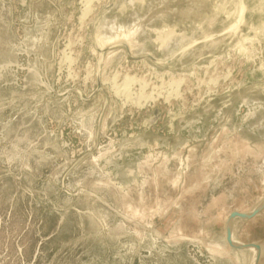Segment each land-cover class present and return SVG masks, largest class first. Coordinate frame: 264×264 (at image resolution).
I'll list each match as a JSON object with an SVG mask.
<instances>
[{"label":"rangeland","instance_id":"374dc122","mask_svg":"<svg viewBox=\"0 0 264 264\" xmlns=\"http://www.w3.org/2000/svg\"><path fill=\"white\" fill-rule=\"evenodd\" d=\"M243 2L82 22V0H0V264L251 263L225 240L264 199V0ZM124 76L156 101L123 107ZM232 229L264 264V207Z\"/></svg>","mask_w":264,"mask_h":264},{"label":"bare ground","instance_id":"6f19581e","mask_svg":"<svg viewBox=\"0 0 264 264\" xmlns=\"http://www.w3.org/2000/svg\"><path fill=\"white\" fill-rule=\"evenodd\" d=\"M94 1L95 0H82V6H81V14H80V20H82V22L85 20V19H87V17L90 15V13H91V11H92V4L94 3ZM97 2V1H96ZM131 33V32H130ZM127 34H129V33H127ZM129 35H131V34H129ZM128 35V36H129ZM127 36V35H126ZM132 36V35H131ZM130 36V37H131ZM68 55V54H67ZM65 61H71V59H70V57L69 56H65ZM66 63V62H65ZM117 75V74H116ZM126 75V74H125ZM226 76V75H225ZM125 77V76H124ZM227 77H229V76H227ZM226 77V78H227ZM85 78H87V77H85ZM163 78V77H162ZM161 78V79H162ZM210 78H212V77H210ZM225 78V79H226ZM224 79V80H225ZM124 81L121 83L120 82V84L118 83L117 84V80H116V78H112L111 79V88H112V90H113V92L116 94V95H118V96H121L122 97V99L124 100L123 101V103H122V106L124 107L125 106V104L127 103V102H130L131 103V106L132 105H134V106H141L142 104V102H145V101H153V100H155L154 99V97L153 96H151L150 94L149 95H144V96H138V97H136V98H133L132 99V97L130 96V94H129V91H128V88H129V86L135 81V79L133 78V76L132 77H125L124 79H123ZM158 80V79H157ZM164 80V79H163ZM182 80H183V78H181V79H176V80H173V78H172V81L170 82V83H168L169 84V88H173L172 89V91H166V96L164 97V98H167V97H169V96H171V95H176L178 92H176V90H177V88L180 86V84L182 83ZM210 80V79H209ZM208 80V81H209ZM156 81V80H155ZM162 81V80H161ZM168 81V80H167ZM185 81V80H184ZM203 81V80H202ZM163 82H165V81H163ZM159 83V82H158ZM157 84V83H156ZM208 84V83H207ZM160 85V84H159ZM165 85V84H164ZM212 85V84H211ZM166 86V85H165ZM133 87V86H132ZM156 87V86H155ZM154 87V88H155ZM160 87V86H159ZM168 87V86H167ZM161 88V87H160ZM164 91V90H163ZM162 91V92H163ZM160 92V91H159ZM132 93V92H131ZM151 93V92H150ZM153 93V92H152ZM154 94V93H153ZM165 95V94H164ZM180 95V94H179ZM178 95V96H179ZM156 101V100H155ZM154 101V102H155ZM143 104H145V103H143ZM128 105V104H127ZM234 237V236H233ZM250 251H252V259L251 260H253L254 258V254H255V249L254 248H250L249 249Z\"/></svg>","mask_w":264,"mask_h":264},{"label":"water","instance_id":"95a60500","mask_svg":"<svg viewBox=\"0 0 264 264\" xmlns=\"http://www.w3.org/2000/svg\"><path fill=\"white\" fill-rule=\"evenodd\" d=\"M245 14V4L243 0H239V23L243 21ZM99 87V85H98ZM264 207V199L257 205L255 206L252 210L248 212H239V211H232L230 212L226 224H225V240L226 243L234 249H244V250H249L250 248L255 249V254H254V259L251 260L250 264H257V261L259 259L260 255V246L255 243H241L238 242L237 240L234 239L233 237V229H232V223L235 219H240V220H249L253 218L255 215H257Z\"/></svg>","mask_w":264,"mask_h":264}]
</instances>
